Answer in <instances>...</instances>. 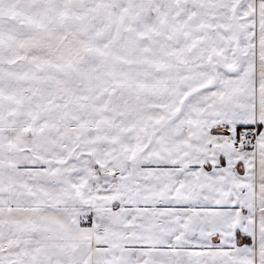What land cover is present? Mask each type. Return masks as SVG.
I'll return each mask as SVG.
<instances>
[{"label": "snow or ice", "instance_id": "6c2138e0", "mask_svg": "<svg viewBox=\"0 0 264 264\" xmlns=\"http://www.w3.org/2000/svg\"><path fill=\"white\" fill-rule=\"evenodd\" d=\"M0 264H264V0H0Z\"/></svg>", "mask_w": 264, "mask_h": 264}]
</instances>
